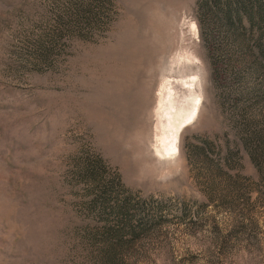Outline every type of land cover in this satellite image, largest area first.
I'll use <instances>...</instances> for the list:
<instances>
[{
  "label": "rangeland",
  "instance_id": "1",
  "mask_svg": "<svg viewBox=\"0 0 264 264\" xmlns=\"http://www.w3.org/2000/svg\"><path fill=\"white\" fill-rule=\"evenodd\" d=\"M257 1L0 0V264H264Z\"/></svg>",
  "mask_w": 264,
  "mask_h": 264
},
{
  "label": "trees",
  "instance_id": "2",
  "mask_svg": "<svg viewBox=\"0 0 264 264\" xmlns=\"http://www.w3.org/2000/svg\"><path fill=\"white\" fill-rule=\"evenodd\" d=\"M256 9L254 10L257 15H258V18L260 21H264V0H258L257 3H256ZM242 6L237 4L235 5L234 7L231 6L230 4H228V16L231 14V13H234L235 15H237L239 17V20L241 19V16L239 14V8ZM253 10L251 12H254ZM249 20L252 21L253 20V17L252 16H249Z\"/></svg>",
  "mask_w": 264,
  "mask_h": 264
}]
</instances>
